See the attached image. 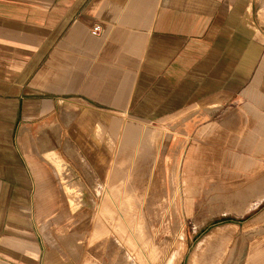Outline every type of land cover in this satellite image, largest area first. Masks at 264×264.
<instances>
[{"label":"crops","instance_id":"obj_1","mask_svg":"<svg viewBox=\"0 0 264 264\" xmlns=\"http://www.w3.org/2000/svg\"><path fill=\"white\" fill-rule=\"evenodd\" d=\"M262 2L0 0V264H264Z\"/></svg>","mask_w":264,"mask_h":264},{"label":"rangeland","instance_id":"obj_2","mask_svg":"<svg viewBox=\"0 0 264 264\" xmlns=\"http://www.w3.org/2000/svg\"><path fill=\"white\" fill-rule=\"evenodd\" d=\"M244 189L241 191H239V193L236 192L237 194H243ZM148 193H145V198L148 196ZM170 194H168V196H166V200H171L169 197ZM212 194H204L203 197L199 200L198 203V209L196 210L195 215L192 218H187L185 219V221L183 220L182 225H178V224H174L173 223V218L170 216V208H157L156 206L151 207L152 203L149 204L150 207H148L145 203V234L149 235L152 238H155V242H158L159 238H162L164 235H174L177 233V231H179V228H182V232H185L186 235H190V234H197L200 235L206 232V229L209 227V225H205L201 230H197V228L199 227V224L195 221L197 217H201V219H203L206 216H210L213 212H222V209L219 208L220 204H217V202L219 201L218 196L216 195H212ZM235 195V196H236ZM158 196H160L157 193H151V199L153 200L155 198V200L158 199ZM214 196V198H213ZM209 197V200H208ZM212 197V198H211ZM236 197H239L238 195ZM162 198H164V196H162ZM211 198V201H210ZM70 204H76L78 202V200H74L71 201L69 200ZM213 206H217V207H213ZM211 208V209H210ZM218 209V210H217ZM98 211V209H97ZM134 215H135V219L137 220V224H134V228L135 230H137L138 228H141V224H142V220H141V216H138V213H143L142 209H138V210H134ZM139 211V212H138ZM96 212V211H95ZM140 214V215H141ZM116 226L118 227V231H120L122 233V236L125 232V226H123L121 221H118V223H115ZM195 231V232H193ZM119 232V233H120ZM196 236V235H195ZM248 237H252L250 235H248ZM243 241V240H242ZM173 243V242H172ZM235 242V246H236ZM240 243V242H239ZM106 247H112L115 249V251L118 252V254L123 250V248H125L124 243H122V241L120 240H116L115 238L107 241V242H103L101 245H106ZM241 244L244 246L246 244L245 240L243 241V243L241 242ZM171 245V244H170ZM241 245V246H242ZM243 246L241 248H243ZM172 248L167 247V250L165 252V258L164 256L161 257L160 260L157 259V264H169L168 259H171L172 257ZM127 258V256H126ZM126 258H120L123 261H126ZM126 259V260H125ZM129 259V258H128ZM187 260V257H184V260L182 262V264H185ZM243 261L244 258L243 256H241V258H239V256H237L236 258H233V256H231L229 263L227 264H238L239 261ZM249 260H251V256L249 257ZM233 261V262H232ZM252 261H255V259H253ZM168 262V263H167ZM241 263V262H240ZM256 263V262H254ZM123 264H127V262H124ZM243 264V263H241Z\"/></svg>","mask_w":264,"mask_h":264},{"label":"bare ground","instance_id":"obj_3","mask_svg":"<svg viewBox=\"0 0 264 264\" xmlns=\"http://www.w3.org/2000/svg\"><path fill=\"white\" fill-rule=\"evenodd\" d=\"M259 3H260V2H259ZM262 3L264 4V2H262ZM261 5H262V4H261ZM263 8H264V7H263ZM70 149H72V148L70 147ZM70 151H72V150H70ZM73 152H74V151H73ZM263 180H264V179H263ZM255 181H256V180H255ZM255 181H254V182H255ZM261 182H262V181H261ZM237 187H238V186H237ZM252 187H253V186H252ZM254 188H256V186H255ZM254 188H252V190H250V191L252 192ZM242 190H243V189H242ZM238 191H239V190H238ZM240 191H241V190H240ZM254 191H255V190H254ZM254 191H253V194H254V195H252V197H249V196H248L250 199L253 198V196L256 195V194L254 193ZM246 192H247V191H246ZM237 193H239V192H237ZM256 193H257V192H256ZM231 194H232V193H231ZM231 194H228V195L230 196ZM234 194L236 195V193H234ZM251 194H252V193H251ZM257 194H260V193H257ZM170 195H171V198H172L174 194L172 193V194H170ZM228 195H227V196H228ZM235 195H234V197H235ZM237 195H238L239 197H241L240 194H237ZM237 195H236V196H237ZM260 195H261V194H260ZM262 195H263V193H262ZM211 196H212V195H211ZM221 196H222V195H221ZM221 196H219V198H220ZM242 196H243V195H242ZM250 196H251V195H250ZM224 197H225V196H224ZM224 197L222 196V200L224 199ZM232 197H233V196H231V198H232ZM248 197H247V198H248ZM255 197H256V196H255ZM257 197H258V196H257ZM211 198H212V197H211ZM211 198H210V201H211ZM213 198H214V196H213ZM219 198H217V199H219ZM227 198H228V197H227ZM231 198H230V199H231ZM235 198H237V197H235ZM235 198H234V199H235ZM245 198H246V197H245ZM237 199H238V198H237ZM241 199H242V198H241ZM253 199H254V198H253ZM208 200H209V197H208ZM220 200H221V198H220ZM231 200H232V199H231ZM234 201L236 202L237 200H234ZM243 201H245V200L243 199ZM222 202H223V201H222ZM224 202H226V201H224ZM224 202H223V203H224ZM241 202H242V201H241ZM245 202H247V201H245ZM223 203H222V205L225 206V204H223ZM236 203L238 204V201H237ZM236 203H232V205L235 204V206H237ZM239 203H240V201H239ZM247 203H248V202H247ZM170 205H171L172 207H174V206H173V203H171ZM222 205H220V206H222ZM232 205H231V207H233ZM240 205H241V203H240ZM242 205H244L243 202H242ZM247 205H248V204H247ZM171 206H170V207H171ZM224 206H223V210H224ZM227 206H228V201H227V205H226L225 207H227ZM235 206H234V207H235ZM231 207L228 206V208H231ZM234 207H233V208H234ZM238 207H239V206H238ZM228 208H227V209H228ZM210 209H211V208H210ZM227 209L225 208L226 211H229V210H227ZM172 210H173V214L175 215V214H176V210H175L174 208H173ZM217 210H218V209H217ZM223 210H222V211H223ZM232 210H234V209H232ZM232 210L230 209V211H232ZM242 211H243L242 208H236V209H235V212H236V213H238V212L241 213ZM237 247H238V246H237ZM236 253H237V251H236ZM229 254H231V251H230ZM231 255H232V254H231ZM231 255H230V256H231ZM230 256H229V257H230ZM232 256H233V255H232ZM123 258H126V254L123 255ZM253 259H255V261H256L257 258H256L255 256L251 255V261H252ZM228 260H230V259H227V261H228ZM255 261H254V262H255ZM232 262H233V261H232ZM223 263L227 264L226 262H223ZM228 263H229V262H228Z\"/></svg>","mask_w":264,"mask_h":264},{"label":"built area","instance_id":"obj_4","mask_svg":"<svg viewBox=\"0 0 264 264\" xmlns=\"http://www.w3.org/2000/svg\"><path fill=\"white\" fill-rule=\"evenodd\" d=\"M92 31L94 33H99L100 32V27L99 26H93Z\"/></svg>","mask_w":264,"mask_h":264}]
</instances>
